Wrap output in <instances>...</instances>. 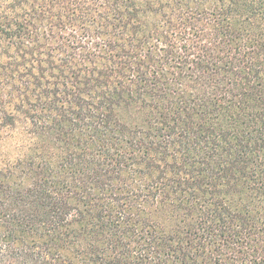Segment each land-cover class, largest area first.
Listing matches in <instances>:
<instances>
[{"label":"trees","instance_id":"trees-1","mask_svg":"<svg viewBox=\"0 0 264 264\" xmlns=\"http://www.w3.org/2000/svg\"><path fill=\"white\" fill-rule=\"evenodd\" d=\"M0 264H264V0H0Z\"/></svg>","mask_w":264,"mask_h":264}]
</instances>
